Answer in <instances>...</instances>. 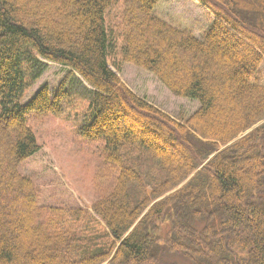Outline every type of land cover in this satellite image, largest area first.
<instances>
[{"label":"trees","instance_id":"trees-1","mask_svg":"<svg viewBox=\"0 0 264 264\" xmlns=\"http://www.w3.org/2000/svg\"><path fill=\"white\" fill-rule=\"evenodd\" d=\"M122 1L0 0V264H264V0H198L215 16L200 38L160 19V0ZM115 5L117 55L184 122L111 68ZM80 87L78 134L120 167L92 209L26 120L62 113Z\"/></svg>","mask_w":264,"mask_h":264},{"label":"rangeland","instance_id":"rangeland-1","mask_svg":"<svg viewBox=\"0 0 264 264\" xmlns=\"http://www.w3.org/2000/svg\"><path fill=\"white\" fill-rule=\"evenodd\" d=\"M124 2L125 0L120 4L123 9ZM120 6H113L109 10L106 20L112 43L115 46L110 55L112 68L117 71L121 83L129 87L136 95L184 122L187 118L181 112V108L169 96L146 97L139 91L140 78L145 73L144 70L123 62L122 58L117 55L122 46V36L117 27ZM210 12L206 6L197 0H160L156 6V15L160 19L174 27L189 30L198 38L203 36L210 27L209 25L215 20L214 15ZM224 49L227 52V49ZM50 65L52 67L57 64L51 63ZM57 66L61 67L60 65ZM259 72L262 77L260 84L264 86V59ZM43 76L44 74L41 77ZM46 76L47 74L40 81L35 82L28 89V93L33 92L39 83L43 84L47 79ZM27 96L25 95V98ZM90 99L91 95L80 87L79 91L66 101L65 112L58 115L31 113L28 116V122L35 131L38 142L45 146L46 151L61 170L67 186L69 185L71 190L76 191L82 201L91 209L100 197L107 195L113 189L120 167L105 160L104 155L101 154L100 142L87 141L77 134L78 128L87 120V108ZM115 122L120 123L121 121L116 119ZM130 122L127 121L125 124ZM225 146L222 145L220 150ZM238 165L239 172L237 171V173L244 175L242 169L246 167L245 162H240ZM93 216L100 224L99 230L107 233L105 224L99 216L95 214ZM166 257L169 260L174 259L173 255L166 254ZM107 263L108 261L103 264Z\"/></svg>","mask_w":264,"mask_h":264},{"label":"bare ground","instance_id":"bare-ground-1","mask_svg":"<svg viewBox=\"0 0 264 264\" xmlns=\"http://www.w3.org/2000/svg\"><path fill=\"white\" fill-rule=\"evenodd\" d=\"M65 110H66V103L64 104V109H63V111H62V113L63 112H65ZM33 111H30V112H28L27 113V115H26V120H27V118H28V116L32 113ZM61 114V113H60ZM133 126H135V127H137L136 125H134V124H132ZM140 131H141V136H146V132L145 131H143V130H141L140 129ZM147 138V137H146ZM110 261V259L108 260V262Z\"/></svg>","mask_w":264,"mask_h":264}]
</instances>
